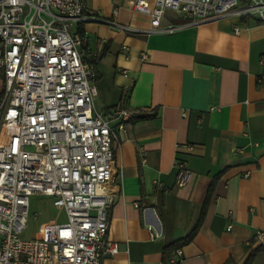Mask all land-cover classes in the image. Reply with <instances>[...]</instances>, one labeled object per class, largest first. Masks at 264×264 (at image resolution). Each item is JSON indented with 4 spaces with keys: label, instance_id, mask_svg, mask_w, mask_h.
I'll return each mask as SVG.
<instances>
[{
    "label": "crops",
    "instance_id": "0c3cea01",
    "mask_svg": "<svg viewBox=\"0 0 264 264\" xmlns=\"http://www.w3.org/2000/svg\"><path fill=\"white\" fill-rule=\"evenodd\" d=\"M133 1L85 0L101 21L71 29L87 38L81 57L96 68L94 110L135 113L112 148L106 238L118 253L101 264H169L178 249V264H244L264 231V20L230 14L151 32L152 18ZM184 22L166 12L155 24ZM251 264H264V253Z\"/></svg>",
    "mask_w": 264,
    "mask_h": 264
},
{
    "label": "built area",
    "instance_id": "2783aa9c",
    "mask_svg": "<svg viewBox=\"0 0 264 264\" xmlns=\"http://www.w3.org/2000/svg\"><path fill=\"white\" fill-rule=\"evenodd\" d=\"M132 6L152 18L151 32L165 34L230 14L264 20V0H134ZM166 12L185 22L160 29L155 22ZM90 19L101 21L85 0H0V264H101L118 253L106 238L112 148L135 113L93 108L96 68L81 57L87 38L71 33ZM259 64L264 71V55ZM257 84L264 86V72ZM176 171V186L183 187L188 172L182 163ZM33 196L50 198L66 221L25 239ZM253 240L264 246V231ZM181 256L175 250L169 264Z\"/></svg>",
    "mask_w": 264,
    "mask_h": 264
},
{
    "label": "rangeland",
    "instance_id": "374dc122",
    "mask_svg": "<svg viewBox=\"0 0 264 264\" xmlns=\"http://www.w3.org/2000/svg\"><path fill=\"white\" fill-rule=\"evenodd\" d=\"M2 87L0 85V93ZM29 219L23 238H32L38 233H49L56 224L66 221L65 213L62 209L53 207L50 198L43 196H33L30 198ZM33 213H39L38 218L32 217Z\"/></svg>",
    "mask_w": 264,
    "mask_h": 264
},
{
    "label": "trees",
    "instance_id": "16d2710c",
    "mask_svg": "<svg viewBox=\"0 0 264 264\" xmlns=\"http://www.w3.org/2000/svg\"><path fill=\"white\" fill-rule=\"evenodd\" d=\"M139 118L140 119L141 118H149V116L146 115V116H142V117H139ZM196 230H197V227L181 243H176L173 246L166 248L165 251H164V257H165L164 260H166V257H167V255H168V253L170 251H172V250H174L176 248H179L180 246L190 242L192 240V238L194 237V235L196 233ZM258 253H264V246H258L254 251H252L244 264H251L254 256L256 254H258Z\"/></svg>",
    "mask_w": 264,
    "mask_h": 264
}]
</instances>
